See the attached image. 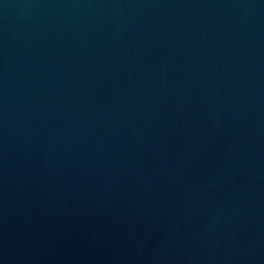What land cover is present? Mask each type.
Returning <instances> with one entry per match:
<instances>
[{"label": "water", "instance_id": "95a60500", "mask_svg": "<svg viewBox=\"0 0 264 264\" xmlns=\"http://www.w3.org/2000/svg\"><path fill=\"white\" fill-rule=\"evenodd\" d=\"M0 264H264V0H0Z\"/></svg>", "mask_w": 264, "mask_h": 264}]
</instances>
